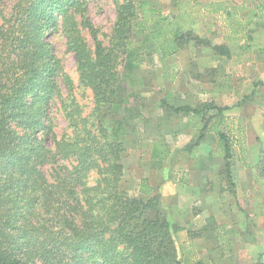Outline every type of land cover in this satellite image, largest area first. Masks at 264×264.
Wrapping results in <instances>:
<instances>
[{"label": "trees", "instance_id": "obj_1", "mask_svg": "<svg viewBox=\"0 0 264 264\" xmlns=\"http://www.w3.org/2000/svg\"><path fill=\"white\" fill-rule=\"evenodd\" d=\"M263 1L173 0L170 16L151 0H114L107 44L88 15L89 0H15L6 12L0 7V264H187L176 257L172 231L179 227L166 219L157 197L121 191L123 121L138 112L125 103L123 112L119 109L126 90L117 67L139 57V35L153 42L160 59L191 42L226 58L232 43L242 41L250 49L248 27L261 24ZM213 16L226 26L220 43L192 28ZM56 30L75 55L80 85L91 91L87 114L71 94L73 81L48 40ZM169 96L159 99L165 110L202 120L197 140L186 150L198 145L206 130L215 134L216 153L233 190L232 139L212 121L229 106L214 101L176 105ZM53 106L68 133L55 134ZM256 170L264 179V150ZM140 191L150 194L151 189L142 185ZM188 234L198 237L201 231ZM262 257L241 264H264Z\"/></svg>", "mask_w": 264, "mask_h": 264}, {"label": "rangeland", "instance_id": "obj_2", "mask_svg": "<svg viewBox=\"0 0 264 264\" xmlns=\"http://www.w3.org/2000/svg\"><path fill=\"white\" fill-rule=\"evenodd\" d=\"M14 1L0 0V7L6 12ZM151 5L160 8L163 14L175 13L173 0H151ZM88 15L99 29V38L107 44L116 17L114 0H89ZM224 27L213 16L192 28L200 37L220 43ZM84 35L92 46L90 35L86 31ZM263 38L262 34L254 33L246 42L257 45ZM136 39L141 41L139 57L131 64L121 62L117 67L126 90L119 109L123 112L125 103L138 112L123 121L126 132L120 154L121 191L145 199L157 197L166 219L179 227L172 231V238L180 261L241 264L254 261L259 255L264 258V179L256 170L258 155L264 150L263 138L258 136L262 133L260 121L264 119V62L251 47L245 49L242 41L231 44L230 58L214 55L209 48L191 42L160 59L153 42L144 40L142 35ZM48 40L73 81L71 94L83 113H89L92 94L80 85L75 55L67 50L60 30L54 31ZM256 81L260 83L254 86ZM60 84L66 95L68 89ZM167 94L169 102L176 105L214 101L219 106H229L221 119L216 115L212 121L218 122L219 128L232 139L233 190L226 179L223 159L216 153L215 134L206 130L200 144L186 150V145L197 140L202 120L200 116L165 110L159 99ZM51 117L57 136L69 132L55 106ZM250 174L256 178L253 185ZM95 177L94 172L88 175L90 181ZM142 185L151 189L150 194L140 191ZM188 230L201 231V236L191 237Z\"/></svg>", "mask_w": 264, "mask_h": 264}, {"label": "crops", "instance_id": "obj_3", "mask_svg": "<svg viewBox=\"0 0 264 264\" xmlns=\"http://www.w3.org/2000/svg\"><path fill=\"white\" fill-rule=\"evenodd\" d=\"M262 19H264V18H262ZM248 29L250 30L249 32L252 34V37H253L254 33H260L264 37V20H261V24H259V25H255V24L250 25L248 27ZM250 47H251L253 53L258 54L261 57L260 58L261 62H264V38L262 39V41H259L257 43V45H250ZM256 82L260 83V81H256ZM253 85L255 86V82L253 83ZM260 122H262V124H261L262 130H260L262 133L259 134L258 136H260V138H263V141H264V119ZM202 140L203 139H201V141ZM248 173H250V170L248 171ZM250 175H251L250 184L253 185L256 182V178L253 177L252 174H250ZM257 180H258V182L260 181L259 178Z\"/></svg>", "mask_w": 264, "mask_h": 264}]
</instances>
